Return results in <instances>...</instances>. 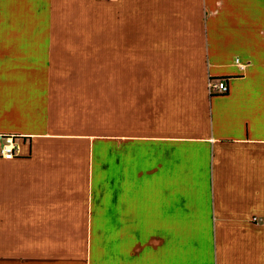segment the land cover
<instances>
[{
	"label": "crops",
	"instance_id": "obj_1",
	"mask_svg": "<svg viewBox=\"0 0 264 264\" xmlns=\"http://www.w3.org/2000/svg\"><path fill=\"white\" fill-rule=\"evenodd\" d=\"M14 135L0 264H264V0H0Z\"/></svg>",
	"mask_w": 264,
	"mask_h": 264
},
{
	"label": "built area",
	"instance_id": "obj_2",
	"mask_svg": "<svg viewBox=\"0 0 264 264\" xmlns=\"http://www.w3.org/2000/svg\"><path fill=\"white\" fill-rule=\"evenodd\" d=\"M238 64V60H235ZM242 68V66L240 67ZM208 94H225L228 91L227 84L224 80L209 79L207 83ZM1 138V137H0ZM3 143L0 148V156L4 159H12L19 156V147L16 140L12 136H3Z\"/></svg>",
	"mask_w": 264,
	"mask_h": 264
},
{
	"label": "trees",
	"instance_id": "obj_3",
	"mask_svg": "<svg viewBox=\"0 0 264 264\" xmlns=\"http://www.w3.org/2000/svg\"><path fill=\"white\" fill-rule=\"evenodd\" d=\"M14 138L16 139V138H18V136L14 135Z\"/></svg>",
	"mask_w": 264,
	"mask_h": 264
}]
</instances>
